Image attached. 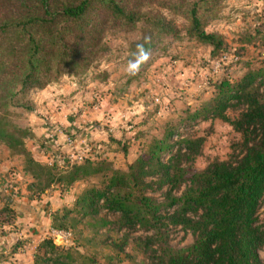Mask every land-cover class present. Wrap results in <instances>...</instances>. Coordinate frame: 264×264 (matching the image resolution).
<instances>
[{"label": "trees", "instance_id": "1", "mask_svg": "<svg viewBox=\"0 0 264 264\" xmlns=\"http://www.w3.org/2000/svg\"><path fill=\"white\" fill-rule=\"evenodd\" d=\"M223 1L0 0V144L25 154L26 170L36 182L34 192L44 193L52 183L70 188L97 175L99 184L86 187L75 204L97 229L122 231L117 240L107 238L115 251H124L134 230L155 229L153 235L135 238L147 255L141 264H264L259 256L264 247V217L258 215L264 205V65L238 80L214 82V95L187 114L185 123L182 120L185 126L197 119L218 118L240 134L227 159L212 158L201 170L193 162L202 152L204 137L181 136L180 126L152 138L126 169L113 167L105 159L94 163L88 158L59 168L62 154L48 165L25 149L33 133L13 121L18 113L11 107L28 111L26 97L31 90L43 89L65 73L86 72L107 49L103 39L109 28L139 32L129 44L130 58L138 67L165 37L181 36L173 18L162 10L183 18L185 35L209 45L211 56L218 59L230 52H225L221 34L205 28L217 17ZM228 109L238 111L237 115L231 118ZM108 139L119 142L112 134ZM123 151L126 154L125 146ZM166 153L169 157L163 161ZM164 187L162 200L148 194ZM103 208L114 218L99 215ZM70 211L55 217L59 222L53 221V227L67 229ZM169 226L190 232L193 242L181 248L171 246ZM41 246L43 256H35L36 264H68V252H58L52 240Z\"/></svg>", "mask_w": 264, "mask_h": 264}, {"label": "rangeland", "instance_id": "2", "mask_svg": "<svg viewBox=\"0 0 264 264\" xmlns=\"http://www.w3.org/2000/svg\"><path fill=\"white\" fill-rule=\"evenodd\" d=\"M162 11L167 18H173L181 36L177 39L165 37L161 47L142 58L138 67L130 58L133 52L129 44L139 37V32L109 28L103 39L107 49L86 72L80 75L65 73L43 89L31 90L26 97L31 107L28 111L11 107L18 113L13 121L33 133V137L26 139L25 149L34 159L49 165L50 159L61 157V152L55 153L53 146L41 147L42 138L32 130L37 121L47 130L58 124L59 120L52 122L50 113H55L60 105L66 108L64 114L73 118L70 122L80 125L75 133L79 145L80 142L83 144L76 150L86 151L82 161L88 158L97 163L105 159L113 167L126 169L152 138H160L167 128L174 130L178 126L181 136L204 137L202 152L193 162L196 170L203 169L212 158H228L232 145L240 139L232 126L218 118L197 119L185 126L182 120L185 123L187 114L214 95V82L221 78L238 80L248 70H257L264 65V0H224L217 17L206 26L208 32L222 35L225 52L236 51L239 57L235 63L225 64L218 71L213 69L212 60L217 56H211V47L185 35L187 22L183 18ZM96 103L105 108L103 113H98L100 117L90 112ZM237 113L227 110L231 118ZM48 133L55 138L54 131ZM82 133L86 137L79 138ZM109 134L119 142H110ZM46 137L51 140L48 134ZM174 137L171 138L173 142ZM85 138V142L81 141ZM37 145L41 149H37ZM174 151L175 147L172 153ZM48 155L54 157L47 160ZM168 157L169 154H164L163 161ZM59 160L62 162V165L58 163L59 168L69 166L66 161H61L63 159ZM99 182L100 178L93 175L70 188L52 183L44 193L34 192L36 182L26 170L25 154L0 144V264H36L35 256L43 254L42 242L49 239L58 252H68L71 257L68 264H141L147 255L135 238L153 235L155 229L134 230L124 251H115L107 238L117 240L122 231L97 229L79 212V206L75 204L77 196L86 187ZM165 189L148 194L162 200L161 192ZM65 210H71L66 220L69 233L66 238H58L51 233V229H55L52 223H58L59 219L55 217H60ZM99 215L110 220L114 218L105 208L100 209ZM258 215L264 217V205ZM68 220L74 223L73 227ZM166 232L171 246L181 248L193 242L192 234L179 227L169 226ZM259 256L264 262V247L259 250Z\"/></svg>", "mask_w": 264, "mask_h": 264}, {"label": "crops", "instance_id": "3", "mask_svg": "<svg viewBox=\"0 0 264 264\" xmlns=\"http://www.w3.org/2000/svg\"><path fill=\"white\" fill-rule=\"evenodd\" d=\"M159 96H160V94H159ZM162 98H164V97H162ZM53 99L54 98H52V99H50V103H52V101H53ZM59 105V104H58ZM102 108H100L99 107V105L96 103V104H94V106L91 108V110H90V112L92 111V112H94L96 115H97V117H100L99 115H98V113H103L104 111V109L105 108H103L102 110H101ZM65 111H66V108L64 109V106L63 105H60V106H57V109H56V112L55 113H53V112H51L50 113V115H52L51 117H52V122H55V121H57V120H59V122H58V124H54V127H52V128H49L50 130H47L48 128H46L45 126H43L42 124L43 123H41L40 121L38 122H35V127H32V130H34V133L39 137V138H42V140H44L43 138L45 137L46 138V135L48 134V135H50L51 133H48V131L49 132H52V131H54V133H55V138H53V134H51L52 135V137H49L51 140H49V139H47V140H44V145L45 146H47L48 148H51L52 146H53V148H56V151H55V153H57L58 154V152H61V154H62V156L63 155H65L66 153H68V152H70L71 150H73V149H78L79 147H81L83 144L80 142V145H79V143H78V141H77V138H76V128L78 127V126H80L79 125V123L78 122H72V120H71V122H70V119H73V118H71V116H67L68 114H64L65 113ZM68 111V110H67ZM101 111V112H100ZM83 112V111H82ZM73 117V116H72ZM62 118L64 119V120H62ZM77 123V124H76ZM32 125V124H31ZM61 126V127H60ZM76 132V133H75ZM73 133H75V135L73 134ZM70 134H73V136H70ZM41 136V137H40ZM78 136V135H77ZM81 136H85L86 137V135L85 134H83L82 133V135H80V136H78L79 138L81 137ZM70 138V142H67L66 141V138ZM81 141H86V138L85 139H82ZM35 143V142H34ZM35 145H36V143H35ZM100 146V145H99ZM99 146H97V147H99ZM37 147V149H41L40 148V145H37L36 146ZM65 151V152H64ZM55 155V154H54ZM52 157H54V156H50V155H48L47 156V160H48V158H52ZM92 159V158H91ZM79 181H77V182H75L74 184H76V183H78ZM73 184V185H74ZM72 185V186H73Z\"/></svg>", "mask_w": 264, "mask_h": 264}, {"label": "built area", "instance_id": "4", "mask_svg": "<svg viewBox=\"0 0 264 264\" xmlns=\"http://www.w3.org/2000/svg\"><path fill=\"white\" fill-rule=\"evenodd\" d=\"M238 55L234 52L230 53H222L218 59L212 60L213 69L214 71H218L223 65L228 63H235L238 60ZM51 137V135H49ZM176 139V136L174 137ZM67 142H70V138H66ZM85 150L79 151L76 149L71 150L70 152L66 153L62 156L63 161L66 163L73 164V163H80L85 157ZM51 233L53 236H57L58 238H66L69 230L67 229H57L52 228Z\"/></svg>", "mask_w": 264, "mask_h": 264}]
</instances>
